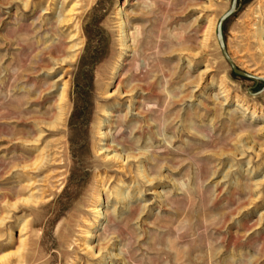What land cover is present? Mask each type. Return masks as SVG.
I'll use <instances>...</instances> for the list:
<instances>
[{"label": "rangeland", "instance_id": "rangeland-1", "mask_svg": "<svg viewBox=\"0 0 264 264\" xmlns=\"http://www.w3.org/2000/svg\"><path fill=\"white\" fill-rule=\"evenodd\" d=\"M232 2L0 0V264H264ZM223 30L264 77V0Z\"/></svg>", "mask_w": 264, "mask_h": 264}, {"label": "water", "instance_id": "water-1", "mask_svg": "<svg viewBox=\"0 0 264 264\" xmlns=\"http://www.w3.org/2000/svg\"><path fill=\"white\" fill-rule=\"evenodd\" d=\"M238 4V0H233L231 8L228 10V12H226L219 24H218V28H217V38L220 44V47L222 48L223 51V55L225 57V59L227 60V62L230 64L231 68L233 69L234 73L236 75L242 76L244 78H249V79H253L255 81H264V77L260 76V77H256L253 75L248 74L247 72L239 69L236 64L234 63V61L231 59L230 55L228 54L227 48H226V43H225V38H224V22L234 13V11L236 10Z\"/></svg>", "mask_w": 264, "mask_h": 264}]
</instances>
